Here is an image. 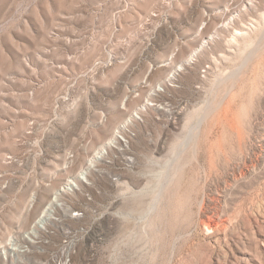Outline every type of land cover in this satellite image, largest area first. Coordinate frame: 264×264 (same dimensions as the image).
<instances>
[{"label":"rangeland","instance_id":"374dc122","mask_svg":"<svg viewBox=\"0 0 264 264\" xmlns=\"http://www.w3.org/2000/svg\"><path fill=\"white\" fill-rule=\"evenodd\" d=\"M69 243L71 264H264V0H0V264Z\"/></svg>","mask_w":264,"mask_h":264},{"label":"bare ground","instance_id":"6f19581e","mask_svg":"<svg viewBox=\"0 0 264 264\" xmlns=\"http://www.w3.org/2000/svg\"><path fill=\"white\" fill-rule=\"evenodd\" d=\"M237 34H242V32H238ZM193 60V59H190V61ZM183 70V67L180 66L178 69H177V72H180ZM177 72H174L170 77H169V81H172V80H175L176 79V75H177ZM153 106L152 103H148L147 105H145L142 110L143 111H146L149 109V107ZM135 118H139V114L136 113L134 115ZM132 120H128L126 123H124V125L116 132V135L115 137L107 144V146L103 147L102 150L97 154V156L91 161L90 163V167L85 170L84 172H82L81 174V180H83L84 182L87 181V175H88V172L91 168H93L95 166V163L97 161H100L102 160L103 156L105 155L106 153V150L109 148V147H112L114 145H116L118 143V141L120 139H122V129H125L129 123L131 122ZM78 188V185L77 183H74V182H70L65 188H64V191H73L74 189H77ZM61 195V191L60 193H57L53 202L51 204H49V206H47V208L44 210L42 216L39 218V220L36 222V224L34 225L33 229L31 230V232H29V235H36V231H37V228H40V229H44V226L45 224L47 223V221H49V219L52 217L53 213H54V210L57 206H59V196ZM35 200V198H33V201ZM28 235V233H27ZM28 237V236H27ZM13 244V243H12ZM72 244L70 243L67 247V250L69 248V246H71ZM19 246V245H18ZM21 247V246H19ZM12 248V247H11ZM73 248V246H72ZM22 249V247H21ZM66 249L64 250V252L67 251ZM72 250V249H71ZM8 251L4 248L2 251H0V255L1 254H6ZM9 252L12 253L13 256H16L17 254L23 252L19 249H10ZM69 253V250L67 251Z\"/></svg>","mask_w":264,"mask_h":264},{"label":"built area","instance_id":"2783aa9c","mask_svg":"<svg viewBox=\"0 0 264 264\" xmlns=\"http://www.w3.org/2000/svg\"><path fill=\"white\" fill-rule=\"evenodd\" d=\"M12 243H17V240L15 239V238H13L11 241H10V245H11V247H12ZM70 244V243H69ZM69 244H67V245H65V247L62 249V260H61V262H59L58 264H71L70 263V260L68 259L69 258V255H70V252L72 251H70L69 253L66 251V252H64V250L65 249H67V247H68V245ZM17 245V244H16ZM18 246V245H17ZM11 247H9V250H10V248ZM22 247V249H21V251L23 250V252H21L22 254H24V253H27L28 252V249H27V247L26 246H21ZM5 248V247H4ZM4 248H1L0 249V251H2ZM20 253V254H21ZM17 255H19V254H17ZM2 260H5V254L3 253V254H1L0 255V262L2 261Z\"/></svg>","mask_w":264,"mask_h":264}]
</instances>
